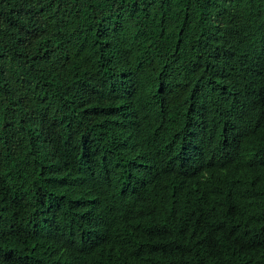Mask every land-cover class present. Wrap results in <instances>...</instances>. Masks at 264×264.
I'll return each instance as SVG.
<instances>
[{
  "label": "trees",
  "instance_id": "1",
  "mask_svg": "<svg viewBox=\"0 0 264 264\" xmlns=\"http://www.w3.org/2000/svg\"><path fill=\"white\" fill-rule=\"evenodd\" d=\"M0 264H264V0H0Z\"/></svg>",
  "mask_w": 264,
  "mask_h": 264
}]
</instances>
